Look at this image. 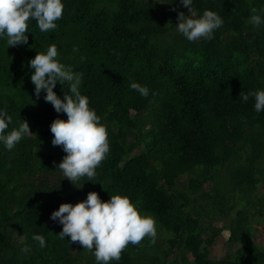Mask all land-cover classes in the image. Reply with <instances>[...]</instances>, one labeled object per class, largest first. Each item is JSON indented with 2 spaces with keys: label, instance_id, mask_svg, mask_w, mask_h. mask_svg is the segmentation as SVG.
<instances>
[{
  "label": "trees",
  "instance_id": "trees-1",
  "mask_svg": "<svg viewBox=\"0 0 264 264\" xmlns=\"http://www.w3.org/2000/svg\"><path fill=\"white\" fill-rule=\"evenodd\" d=\"M164 2L64 0L56 29L40 32L32 20L27 45L8 48L0 39L8 131L25 120L33 133L11 151L0 144V264H96L92 252L61 239L62 225L50 219L90 191L102 201L121 194L139 202L163 242V256L145 237L111 264H264L252 235L253 219L264 218V194L256 193L264 183V112H255L254 97L239 98L264 89V24L251 21L264 0H194L198 14L213 10L224 20L214 39L196 42L176 31L178 13L188 9ZM53 43L58 59L83 73L81 93L108 130L110 151L93 181L83 177L76 186L56 169L66 153L50 131L67 116L43 91L37 98L30 79L28 62ZM133 81L149 87L147 98L130 88ZM54 91L62 97L68 86ZM219 221L229 223L234 260L210 257L224 230ZM33 234L44 235L46 247Z\"/></svg>",
  "mask_w": 264,
  "mask_h": 264
},
{
  "label": "clouds",
  "instance_id": "clouds-1",
  "mask_svg": "<svg viewBox=\"0 0 264 264\" xmlns=\"http://www.w3.org/2000/svg\"><path fill=\"white\" fill-rule=\"evenodd\" d=\"M193 2L179 0L180 5L188 9V14L178 13L176 31L189 42L214 39L215 30L223 26V18L208 9L198 14L193 10ZM64 7V0H0V39L6 38L8 48L27 45L29 22L36 21L40 32L54 30ZM252 12L255 13L251 16L252 24L257 27L264 24V9L253 8ZM28 64L33 70L30 79L36 97L39 98L43 91L45 102L50 103L56 113L67 116V120L56 118L50 125L53 146H60L66 153L56 169L75 186L83 177L93 181L96 169L110 151V144L106 123H102L96 110L89 106L88 97L81 93L83 73L58 59L55 43L45 52H37ZM58 83L68 86L62 97L54 91ZM130 88L142 98L150 94L148 86L135 81L130 83ZM250 96L255 99V112H264V89L242 94L239 98L247 102ZM11 124L7 106L0 107V144L9 151L25 136L33 134L25 120L8 131ZM50 219L62 225L58 234L61 239L70 237V242H78L83 249L93 253L96 264L119 261L121 252L129 244L138 245L145 237L154 244L157 238L155 218L141 212L139 202L133 203L130 197L121 194L110 195L109 200L102 201L99 193L90 191L85 200L74 205L62 203L51 213ZM32 239L39 247H46L44 235L33 234ZM22 251L29 252L30 249L25 247Z\"/></svg>",
  "mask_w": 264,
  "mask_h": 264
},
{
  "label": "rangeland",
  "instance_id": "rangeland-1",
  "mask_svg": "<svg viewBox=\"0 0 264 264\" xmlns=\"http://www.w3.org/2000/svg\"><path fill=\"white\" fill-rule=\"evenodd\" d=\"M158 2V0H157ZM164 2V0H163ZM159 3V2H158ZM159 5H162V3H159ZM264 168V163L261 165ZM211 184L206 185V187L208 188ZM258 196L264 194V183L260 184L258 187V191L256 192ZM256 195V194H255ZM254 195V196H255ZM215 224L221 228L224 229V227L226 225H228L229 223L226 221H219V222H215ZM252 227H253V231H252V235H253V241L255 242V244L257 245V249L259 252H264V218L263 216H257L256 218L253 219L252 221ZM230 231L227 229L222 230V233L220 234V236L217 238L215 244L212 246V248L210 249V257L212 259H214L215 261L218 260H234L235 259V249L236 247H234L235 245H232V243H229V239L231 237V234L229 235ZM161 237L162 239H166L165 237V232L164 231H160ZM158 239H156L154 245L158 248L160 254L163 256V242H159ZM179 256V255H178ZM176 255H172L171 259L175 258ZM178 264H190V263H182L181 261H179ZM191 264H194L191 261Z\"/></svg>",
  "mask_w": 264,
  "mask_h": 264
},
{
  "label": "flooded vegetation",
  "instance_id": "flooded-vegetation-1",
  "mask_svg": "<svg viewBox=\"0 0 264 264\" xmlns=\"http://www.w3.org/2000/svg\"><path fill=\"white\" fill-rule=\"evenodd\" d=\"M221 233H222V231H221ZM221 233H220V234H221ZM219 236H220V235H219ZM219 236H218V237H219Z\"/></svg>",
  "mask_w": 264,
  "mask_h": 264
},
{
  "label": "water",
  "instance_id": "water-1",
  "mask_svg": "<svg viewBox=\"0 0 264 264\" xmlns=\"http://www.w3.org/2000/svg\"><path fill=\"white\" fill-rule=\"evenodd\" d=\"M229 235H230V233H229Z\"/></svg>",
  "mask_w": 264,
  "mask_h": 264
}]
</instances>
